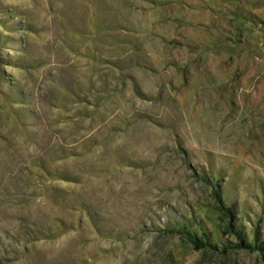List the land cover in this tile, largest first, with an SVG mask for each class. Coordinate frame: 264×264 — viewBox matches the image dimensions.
<instances>
[{"label": "rangeland", "instance_id": "374dc122", "mask_svg": "<svg viewBox=\"0 0 264 264\" xmlns=\"http://www.w3.org/2000/svg\"><path fill=\"white\" fill-rule=\"evenodd\" d=\"M0 264H264V0H0Z\"/></svg>", "mask_w": 264, "mask_h": 264}, {"label": "trees", "instance_id": "16d2710c", "mask_svg": "<svg viewBox=\"0 0 264 264\" xmlns=\"http://www.w3.org/2000/svg\"><path fill=\"white\" fill-rule=\"evenodd\" d=\"M193 242H194V244H195L196 246H199V242H198V241H194V240H193Z\"/></svg>", "mask_w": 264, "mask_h": 264}]
</instances>
